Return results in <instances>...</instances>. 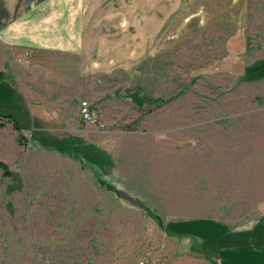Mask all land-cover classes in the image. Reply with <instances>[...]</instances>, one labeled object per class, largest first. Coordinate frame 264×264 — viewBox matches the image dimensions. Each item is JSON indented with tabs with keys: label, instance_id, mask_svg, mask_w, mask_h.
<instances>
[{
	"label": "rangeland",
	"instance_id": "rangeland-1",
	"mask_svg": "<svg viewBox=\"0 0 264 264\" xmlns=\"http://www.w3.org/2000/svg\"><path fill=\"white\" fill-rule=\"evenodd\" d=\"M73 2L91 68L59 107L37 89L48 122L26 126L0 78V264H220L228 230L248 247L264 231V0ZM50 68L5 72L49 89Z\"/></svg>",
	"mask_w": 264,
	"mask_h": 264
},
{
	"label": "crops",
	"instance_id": "crops-1",
	"mask_svg": "<svg viewBox=\"0 0 264 264\" xmlns=\"http://www.w3.org/2000/svg\"><path fill=\"white\" fill-rule=\"evenodd\" d=\"M44 1L0 0V73L2 74L0 78L4 81L8 80L17 96H22L28 104L29 114L26 126L33 130L37 128L35 126L48 122L44 109L47 99L43 97V101L42 98L39 100L35 93H38V90L50 93L51 105L55 98L56 105L59 107V102L65 100L63 95L72 87L71 75L75 66L80 67L82 74L91 68L87 46L80 44L73 33H68L74 29L72 26L76 9L73 0H51L50 3H44ZM44 5L49 6L45 11ZM28 58L29 63L24 61ZM47 59L51 61L52 71L49 89L38 87L39 82L32 78H27L21 83L15 73L11 76V73L5 72L18 65H24L25 73L34 75L36 62ZM76 59H78L77 63ZM250 67L248 66L247 69L251 70ZM15 79L18 81L17 87L14 86ZM41 85L44 86L43 83ZM207 220L197 223L198 227L203 228L204 224L208 223ZM209 226L211 224L207 227ZM251 234L243 241L250 247H239L243 244L238 243L234 238V231L228 230L226 235L222 236V240L226 243L224 242L221 247L223 256H218L220 264H264V243L260 244L264 238V231H258L255 237ZM201 236H205V239L210 242L216 240L212 235Z\"/></svg>",
	"mask_w": 264,
	"mask_h": 264
},
{
	"label": "trees",
	"instance_id": "trees-1",
	"mask_svg": "<svg viewBox=\"0 0 264 264\" xmlns=\"http://www.w3.org/2000/svg\"><path fill=\"white\" fill-rule=\"evenodd\" d=\"M1 118L5 119L8 123H10L13 129L18 132V142L21 144L24 141V136L21 134V129L17 120L11 115H2ZM0 127H3V124H0ZM133 129L134 127L130 130L132 131ZM0 170L3 171L4 176L10 175L7 166L2 162H0Z\"/></svg>",
	"mask_w": 264,
	"mask_h": 264
},
{
	"label": "built area",
	"instance_id": "built-area-1",
	"mask_svg": "<svg viewBox=\"0 0 264 264\" xmlns=\"http://www.w3.org/2000/svg\"><path fill=\"white\" fill-rule=\"evenodd\" d=\"M80 115L86 123H92L94 116L86 103L81 104Z\"/></svg>",
	"mask_w": 264,
	"mask_h": 264
}]
</instances>
